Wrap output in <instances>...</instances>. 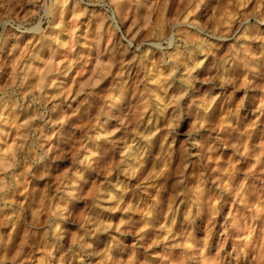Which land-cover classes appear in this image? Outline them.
Listing matches in <instances>:
<instances>
[{
	"label": "clouds",
	"instance_id": "clouds-1",
	"mask_svg": "<svg viewBox=\"0 0 264 264\" xmlns=\"http://www.w3.org/2000/svg\"><path fill=\"white\" fill-rule=\"evenodd\" d=\"M0 264H264V0H0Z\"/></svg>",
	"mask_w": 264,
	"mask_h": 264
}]
</instances>
